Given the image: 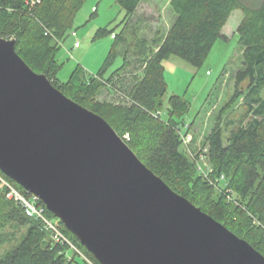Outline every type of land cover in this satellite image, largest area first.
<instances>
[{"label": "trees", "instance_id": "1", "mask_svg": "<svg viewBox=\"0 0 264 264\" xmlns=\"http://www.w3.org/2000/svg\"><path fill=\"white\" fill-rule=\"evenodd\" d=\"M34 1L37 0H0V37L14 39L16 53L34 72L46 75L64 95L103 117L121 138L128 133L125 143L174 192L264 256V0H170L174 20L167 33L158 34L156 30L154 47L144 59L142 74L130 89L122 91H127L128 98L123 105L97 102L93 96L103 80L104 84L111 82L112 87L118 83L120 73L130 65L125 54L122 64L108 78L101 72L94 77H79L74 72L78 78L73 75L61 84L56 80L59 66L55 51L84 0ZM115 1L125 12L126 27L142 0ZM234 10L242 12L236 30L242 60L228 104L242 99L244 109L236 124L231 119L225 122L233 126L225 138L219 120L206 137V152L202 153L212 169L209 176L225 178L222 186H214L197 171L196 162L180 150L182 134L176 117L187 111L186 101L170 96L168 118H160L167 87L162 63L175 55L200 67L215 41L223 37L222 29ZM121 32L115 36L104 70L114 62L117 47L124 42ZM225 188L230 190V198ZM40 204L43 205L41 201ZM45 213L53 217L46 208ZM6 224L24 228V232L0 252V264H70L67 247L54 243L41 222L28 218L22 208L5 197L0 203V226ZM60 226L89 259L99 264L61 223ZM8 236L0 233V246Z\"/></svg>", "mask_w": 264, "mask_h": 264}, {"label": "water", "instance_id": "2", "mask_svg": "<svg viewBox=\"0 0 264 264\" xmlns=\"http://www.w3.org/2000/svg\"><path fill=\"white\" fill-rule=\"evenodd\" d=\"M0 172L35 195L99 264H264L2 37Z\"/></svg>", "mask_w": 264, "mask_h": 264}, {"label": "rangeland", "instance_id": "3", "mask_svg": "<svg viewBox=\"0 0 264 264\" xmlns=\"http://www.w3.org/2000/svg\"><path fill=\"white\" fill-rule=\"evenodd\" d=\"M246 1L254 3L257 0ZM34 2L36 4L39 1ZM124 16V10L115 0H84L54 54L59 66L56 72L57 82L66 83L73 75H76L74 78H78V75L94 77L99 72L104 78H108L122 64L125 54L130 65L120 73L118 83L112 87L111 82L110 85L104 84V80L100 82L93 100L116 105L128 102L125 95L127 91L124 94L122 91L130 89L136 78L140 77L144 59L154 47L152 40L156 30L158 34H164L174 20V13L170 7V0H142L126 27L123 22ZM241 19L240 10L230 13L222 29L223 37L215 41L200 67H195L175 55L163 61V76L167 87L162 98L160 118L164 120L168 118L170 96L177 95L186 101L187 111L181 117H176V120L179 122L181 136H191L187 146L182 141L180 150L194 162L200 161L198 156L205 149L206 137L216 121L219 120L222 136L225 138L233 127L232 124L226 125L225 122L231 119L236 124L244 109L242 99L228 104L234 93L235 74L241 68L242 50L236 33ZM71 32L76 33V38L71 37ZM120 32L124 42L117 47L114 62L104 70L105 60L113 47L115 36ZM74 40L81 44L79 51L72 48ZM97 83L99 82L95 84ZM261 96L264 98V87ZM202 163L205 164L204 168L209 167L206 159ZM19 190L28 196L24 190ZM3 201L4 190L0 186V203ZM49 219L59 222L55 217ZM23 232L24 228L10 224L0 226L1 234H9L8 241L1 244L0 252L3 253L9 248V243L19 239ZM66 253L71 260L70 264H88L82 257L86 256L84 251L81 250L82 255H79L66 248Z\"/></svg>", "mask_w": 264, "mask_h": 264}, {"label": "built area", "instance_id": "4", "mask_svg": "<svg viewBox=\"0 0 264 264\" xmlns=\"http://www.w3.org/2000/svg\"><path fill=\"white\" fill-rule=\"evenodd\" d=\"M71 37L76 38V33L71 32ZM80 42L78 40H74L72 44V48L76 49L80 47ZM123 140H129V134L126 133L123 137ZM191 136L187 135L186 137H182V141L184 145L187 146V144L190 142ZM124 141V142H125ZM203 153L206 152V149L202 151ZM200 154L198 158L200 161L196 160V167L197 171L203 175V177L209 181L212 185H220L222 186L225 178L223 175H220L216 179H211L209 176L210 173H212V169L209 167L204 168V163L202 161L205 159L204 155ZM0 184L4 189L5 197L7 200L12 201L14 204L22 208L24 211V214L31 219L38 220L41 222L43 228L50 233L51 239L54 243L60 244L62 246H66L67 248L74 251L75 254L82 255L81 250L79 247L71 241L61 230L60 221H52L50 220L45 213V207L40 204V200L33 194L26 192L28 196H26L22 191H20L11 181L7 180L5 177H3L0 174ZM228 198L231 196V192L229 189H224ZM83 259L88 264H95L94 262H91V259H89L87 256L82 255ZM69 259V258H68Z\"/></svg>", "mask_w": 264, "mask_h": 264}, {"label": "crops", "instance_id": "5", "mask_svg": "<svg viewBox=\"0 0 264 264\" xmlns=\"http://www.w3.org/2000/svg\"><path fill=\"white\" fill-rule=\"evenodd\" d=\"M168 31V30H167ZM167 31L165 32V33H167ZM164 33V34H165ZM81 49V45H80V47L79 48H76V49H74L75 51H79ZM162 65H163V63H162ZM163 68H164V66H163Z\"/></svg>", "mask_w": 264, "mask_h": 264}]
</instances>
